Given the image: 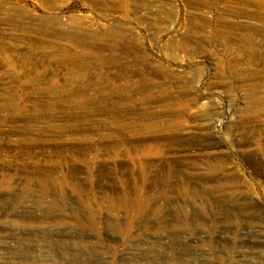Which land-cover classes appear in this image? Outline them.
<instances>
[{
    "label": "rangeland",
    "instance_id": "obj_1",
    "mask_svg": "<svg viewBox=\"0 0 264 264\" xmlns=\"http://www.w3.org/2000/svg\"><path fill=\"white\" fill-rule=\"evenodd\" d=\"M264 264V0H0V264Z\"/></svg>",
    "mask_w": 264,
    "mask_h": 264
},
{
    "label": "bare ground",
    "instance_id": "obj_2",
    "mask_svg": "<svg viewBox=\"0 0 264 264\" xmlns=\"http://www.w3.org/2000/svg\"><path fill=\"white\" fill-rule=\"evenodd\" d=\"M186 264V263H185Z\"/></svg>",
    "mask_w": 264,
    "mask_h": 264
}]
</instances>
